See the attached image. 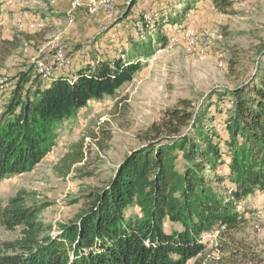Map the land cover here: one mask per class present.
<instances>
[{
  "label": "trees",
  "instance_id": "16d2710c",
  "mask_svg": "<svg viewBox=\"0 0 264 264\" xmlns=\"http://www.w3.org/2000/svg\"><path fill=\"white\" fill-rule=\"evenodd\" d=\"M137 1L129 0L117 23ZM199 1L183 0L184 13ZM211 3L227 13L234 0ZM178 23L161 14L154 37L132 42L126 60L94 58L57 77L41 78L34 64L20 72L0 108V181L33 171L62 126L130 83L154 44L167 47L164 27ZM8 45L16 50L20 42L3 40ZM181 104L145 132L144 143L87 195V208L73 220L45 224L48 204L23 190L0 201V227L20 231L0 240V264H199L208 250L204 235L235 231L243 221L239 204L264 191V66L245 84L211 92L197 110L189 100ZM82 159L79 146L57 171L67 174ZM167 222L179 229L165 232Z\"/></svg>",
  "mask_w": 264,
  "mask_h": 264
},
{
  "label": "rangeland",
  "instance_id": "374dc122",
  "mask_svg": "<svg viewBox=\"0 0 264 264\" xmlns=\"http://www.w3.org/2000/svg\"><path fill=\"white\" fill-rule=\"evenodd\" d=\"M5 1L0 9V15L6 14L0 20V108L18 74L31 69L40 56H52L54 48L63 49L69 65L60 71L69 74L73 61L77 69L94 58L126 60L132 42L154 37L153 22L164 9L165 18L179 22L164 27V35L176 41L174 46L169 40L164 48L154 44L155 53L140 60L142 70L130 83L114 97L90 102L62 126L55 147L33 171L0 181L3 204L21 190L30 193L48 204L41 217L54 228L87 208V195L109 182L112 172L144 143L145 132L161 121L166 110L182 106L185 100L197 110L211 92L245 84L264 66V0H234L227 13L218 12L211 0L199 1L189 13L183 11V0H139L120 23L117 19L129 0H111V12L107 0ZM13 6H19L16 21L12 11L5 12ZM40 10L54 12L41 18L40 27L28 23V14ZM28 24L34 27L27 29ZM188 32L194 36L191 44ZM29 35L35 36L33 43H28ZM6 36L17 38L19 48L3 47ZM79 146L82 161L60 174L62 160ZM238 212L243 221L235 231L222 237L218 231L204 235L208 250L199 264H264V191L241 202ZM178 229L176 224L164 225L167 233ZM19 233V229L0 227V240L12 241Z\"/></svg>",
  "mask_w": 264,
  "mask_h": 264
},
{
  "label": "crops",
  "instance_id": "0c3cea01",
  "mask_svg": "<svg viewBox=\"0 0 264 264\" xmlns=\"http://www.w3.org/2000/svg\"><path fill=\"white\" fill-rule=\"evenodd\" d=\"M5 1V0H4ZM26 1V0H25ZM5 2H7V1H5ZM164 7H166V6H164ZM163 7V8H164ZM167 9V8H166ZM2 10V9H1ZM5 12H8V11H12L14 14H11V16H13L14 18H15V21H16V19H17V16H18V11H19V6H13V7H11V8H5ZM70 11V10H69ZM164 13H166V10L164 9V10H162ZM54 11H52V12H49V13H47V12H44V10H40V12H34V11H32V14L31 13H29L28 14V16L26 17V20H27V22L28 23H32V24H36V27H40L39 25H42V21H41V18L43 17V18H45V17H48L47 15H50L51 13H53ZM35 13V15H33ZM38 13V14H37ZM162 14V15H165V14ZM3 18H6V14L5 13H3V14H1L0 15V20H2ZM32 24H28V26H27V29L29 28V25H31V28H33L34 26L32 25ZM31 32H29L28 34H30ZM11 35H12V33H11ZM30 36V40L28 41V43H33V41L35 40L34 38H35V36L34 35H29ZM6 39L7 40H10L11 39V37H8V36H6ZM5 40V39H4ZM79 62V64L81 63V64H83V63H85V61H78ZM80 64V65H81ZM73 65V66H72ZM72 65H71V67H73V69H76V65L74 64V61H73V63H72ZM73 69H71L70 71H72ZM54 74V73H53ZM63 74H65L63 71H59V72H55V74H54V77H57V76H59V75H63Z\"/></svg>",
  "mask_w": 264,
  "mask_h": 264
},
{
  "label": "built area",
  "instance_id": "2783aa9c",
  "mask_svg": "<svg viewBox=\"0 0 264 264\" xmlns=\"http://www.w3.org/2000/svg\"><path fill=\"white\" fill-rule=\"evenodd\" d=\"M7 1V0H6ZM76 7L74 6V9ZM109 12L107 11V14ZM189 34V33H186ZM43 59H50V67H43ZM33 62H40L41 64V73H38L40 77L42 78V69H50L51 72L60 71L62 67H67L69 65V62L65 59L64 53H62V48H55L53 50L52 56L42 55L40 56V61H33Z\"/></svg>",
  "mask_w": 264,
  "mask_h": 264
},
{
  "label": "bare ground",
  "instance_id": "6f19581e",
  "mask_svg": "<svg viewBox=\"0 0 264 264\" xmlns=\"http://www.w3.org/2000/svg\"><path fill=\"white\" fill-rule=\"evenodd\" d=\"M111 0H107V8L108 10L111 12L112 11V7L111 5L109 4ZM189 33V32H188ZM193 34L190 32L189 34H187V40H188V43L191 44L193 42ZM169 40V44L170 46H174L176 44V41L174 40V38H168ZM55 49V48H54ZM53 49V50H54ZM62 53L63 52V49H62ZM36 61H40V58L37 59ZM34 65L36 67V70L38 73H41V64L40 62H34ZM43 67H50V59H43ZM54 72H51L50 69H42V77L43 78H46V77H49L50 75H52Z\"/></svg>",
  "mask_w": 264,
  "mask_h": 264
}]
</instances>
